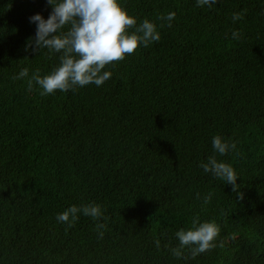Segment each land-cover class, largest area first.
Here are the masks:
<instances>
[{"label":"trees","instance_id":"trees-1","mask_svg":"<svg viewBox=\"0 0 264 264\" xmlns=\"http://www.w3.org/2000/svg\"><path fill=\"white\" fill-rule=\"evenodd\" d=\"M122 3L138 24L155 21L160 41L106 66L102 86L41 95L13 76L58 65L59 53L25 42L29 18L52 6L0 0V264H264V0ZM169 12L171 27L158 19ZM217 134L237 143L216 154L237 171L236 191L199 167ZM89 203L103 217L57 221ZM195 216L220 225L217 246L177 258L175 233Z\"/></svg>","mask_w":264,"mask_h":264},{"label":"clouds","instance_id":"clouds-1","mask_svg":"<svg viewBox=\"0 0 264 264\" xmlns=\"http://www.w3.org/2000/svg\"><path fill=\"white\" fill-rule=\"evenodd\" d=\"M218 2L219 0H196L198 7L210 8ZM47 3L52 6L47 18L41 13L29 18L30 22L36 24V32L34 37L25 40L26 50L31 49L36 56H42L45 49L49 53H59V63L46 75H41L39 69L35 72L32 70L29 74V68L25 67L13 76L14 80L28 78V90L38 86L41 95L55 94L57 90L68 92L89 84L102 86L113 75L111 70H105L106 66L111 64L114 67V62L123 60L139 47H148L161 39L156 22L145 18L138 24L137 17L128 11L122 0H47ZM243 15V12L233 13V22L243 19ZM175 17L176 12H169L158 19L167 21L171 27ZM232 38L239 39L240 32H232ZM6 91V85L0 78L1 100L4 99ZM212 147L214 154L206 161H201L199 167L205 173H211L232 185L233 191H236L239 188L237 171L232 164L217 159L216 154L225 156L229 152H235L237 143L217 134L212 138ZM212 196V193L207 194L203 202L210 203ZM81 213L100 219L104 210L97 203L82 206L73 204L58 213L56 219L72 227ZM96 227L99 236L103 238L106 225L99 223ZM220 231V225L214 220L201 222L199 216H195L190 227L181 228L175 233L179 243L171 248V252L173 256L182 258L187 249L195 259L217 246L216 240ZM155 243L159 248L160 240L157 239Z\"/></svg>","mask_w":264,"mask_h":264}]
</instances>
